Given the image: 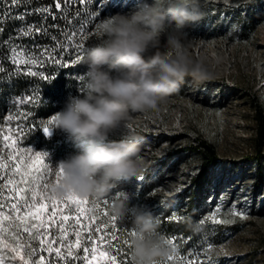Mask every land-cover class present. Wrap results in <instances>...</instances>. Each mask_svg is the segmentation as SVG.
<instances>
[{"label":"rangeland","instance_id":"374dc122","mask_svg":"<svg viewBox=\"0 0 264 264\" xmlns=\"http://www.w3.org/2000/svg\"><path fill=\"white\" fill-rule=\"evenodd\" d=\"M106 3L110 4L109 8L97 20L96 12ZM135 3L136 0H116L114 3L112 0H101L97 5L94 0H85L83 4L79 0H70L66 5L65 0H61V14L69 18V24L61 27L64 38L61 80H56L60 76H54L48 84V77L29 75V71L40 73L46 70V64H50L48 60L43 64L0 62V65L5 64L6 72L11 71L14 74L11 75L20 80L17 84L11 80L0 84V130L13 136L20 147L46 153L45 163L53 168V175L46 179L51 182L56 181L54 172L58 163L78 153L82 146L59 129H51L46 134L41 127L49 119L36 121L34 118H51L64 107L70 94H79L77 87L81 82L78 77L87 70L85 50L97 39L96 24L117 12H128ZM25 4L20 6L17 2L10 10L3 11L4 6L8 8V2L0 0V23L9 26L2 37L12 41V48L23 52V59L27 60L28 48H35L36 40L30 35H22L20 29L26 30V26L36 22L32 12L51 7L44 3ZM200 8L204 18L187 29L185 43L192 44L195 54L208 57L215 72L214 78L203 83L186 78L179 91L169 96L158 111L130 114V127L126 131L137 138L142 155L149 162L146 171H152L155 184L143 200H132L142 187L144 178L121 181L112 190V196L107 198L108 205L98 203L87 215L96 218L93 223L111 217L105 215L107 208L118 197V192L123 191L130 196V205L145 206L157 218L162 214L160 208L166 206L172 215L183 218L188 212L187 200L193 177L201 166L200 155L193 146L204 140L214 146L219 164L212 171L198 222L217 206L223 209L221 218L233 208L243 212L246 218L228 216L231 223L206 224L202 231L196 232L197 243L188 245L181 256L196 260L197 264L205 259L212 264H264V136L261 140L258 119L260 110L264 114V0H200ZM85 36L88 38L83 39ZM81 42L85 45L81 60L69 63L77 55L74 45ZM161 42H164V37H161ZM42 50L37 51L39 59H44L41 57ZM46 50L48 55L54 47ZM66 52L72 55L66 56ZM65 63H68L67 67ZM40 91L49 92L53 101L45 98L42 102ZM29 96L32 97L30 101L17 103ZM10 115L17 118L9 121ZM121 134L117 130L109 136V140H118ZM260 152L263 156L258 163L253 158ZM0 155H7L2 141ZM260 169L263 171L261 178ZM9 196L11 193L0 186V201ZM84 207L92 208V202L88 200ZM126 224L118 222V228L122 229ZM51 231L55 232V229ZM72 232L69 229V239L74 241ZM115 234L120 238V244L112 249V254L117 255L120 262V249L126 238L121 236L120 231ZM205 234L217 250L223 248L224 251L205 257L201 248ZM2 235L5 244L15 246V230L8 229ZM48 239L51 241L52 237ZM19 242L27 244V234H23ZM174 243L177 244V239ZM53 247H59V244H53ZM3 251L6 256L10 255L7 249ZM61 251L66 252V249ZM196 252H201L198 258ZM41 254L46 259H56L54 253ZM79 255L84 254L81 251ZM77 263L86 264V261L73 262Z\"/></svg>","mask_w":264,"mask_h":264},{"label":"clouds","instance_id":"9594fccd","mask_svg":"<svg viewBox=\"0 0 264 264\" xmlns=\"http://www.w3.org/2000/svg\"><path fill=\"white\" fill-rule=\"evenodd\" d=\"M203 18L200 0H136L128 12L98 24L97 39L85 50L87 70L78 77L79 94H70L51 116L49 130L59 129L82 146L55 168L63 170L59 182L49 185L56 198L76 195L95 203L112 196L119 182L142 179L149 162L137 138L126 131L130 114L158 111L186 78L196 83L214 78L208 57L185 43L187 29ZM117 130L121 138L109 140ZM110 213L135 233L132 264H170L177 249L160 234L151 210L130 205V196L120 191ZM191 228L203 230L199 222Z\"/></svg>","mask_w":264,"mask_h":264},{"label":"snow or ice","instance_id":"6c2138e0","mask_svg":"<svg viewBox=\"0 0 264 264\" xmlns=\"http://www.w3.org/2000/svg\"><path fill=\"white\" fill-rule=\"evenodd\" d=\"M94 2L99 5L101 0H94ZM112 2L114 3L116 0H112ZM11 3L13 5L17 4V0H11ZM68 3H70V0H65V4L67 5ZM79 3L83 4L85 0H79ZM109 5L107 3L104 4L96 12L97 20L101 19L102 12L109 8ZM55 7L56 9H61L59 0H57ZM36 11L50 13L51 9L46 7ZM20 18L23 19V17ZM55 18L53 16V19ZM98 24H96V28ZM32 31V26H26V30L25 28L20 29L22 35H30ZM36 31H40V29L38 28ZM72 35H75V33ZM87 38V36L83 37V39ZM53 39L56 38L53 37ZM84 47L85 45L82 42L74 45V51L77 55L69 63L81 60ZM61 50L63 51V48ZM13 53L14 63L34 64L39 62L43 64L45 60H48L61 64L63 60V57L59 55L56 57L46 55L47 50L41 52V57H44V59L29 57V59L25 60L23 59V52L17 54L16 50L13 49ZM65 55L71 56L72 53L66 52ZM64 66L67 67L68 63H65ZM29 75L42 76L43 74L38 71H29ZM31 99L32 97L29 96L25 100L17 101V103L23 104ZM16 118L12 115L8 116L9 121ZM25 118L27 117L25 116ZM51 122L50 118L47 124L41 127L46 134L49 132ZM19 131H23V129H19ZM0 141L3 142V147L7 150L6 156L0 155V186L11 193V196L0 201V264H60V261H64L65 264H73L74 261L81 260L86 261V264H120L117 255L112 254V249L117 248L120 244V238L115 233L120 231L121 236L126 233L127 236L132 237L135 235L134 231L129 230L127 227L118 228V222L120 221L114 216L93 223L96 218L87 215L88 212H92L95 209L98 203L108 205V200L97 201L92 203V208L85 209L84 205L88 199L76 195H68L62 199L56 198L51 190L49 191L50 179H46V177L53 175V168L45 163L46 153L20 147L13 136L3 134L2 130H0ZM54 174L58 183L63 170L55 169ZM22 185L26 187H22ZM6 208L7 211L5 210ZM49 209L51 210L49 211ZM222 212V207L217 206L213 212L203 216L199 224L204 227L206 224L231 223L232 220L228 216L246 218L243 212L235 208L229 210L223 218H221ZM181 219L182 217L175 214L172 216V220ZM5 222H7V225ZM8 229L15 230L17 234L15 246L4 243L2 234ZM21 229L22 232H20ZM52 229H55V232H52ZM69 229L73 230L74 241L69 239ZM84 233H87L86 237ZM23 234H27V244L19 242ZM49 236L52 237L51 241L48 239ZM175 239V237L166 238V242L177 249L178 245L174 243ZM123 243L131 249L129 240L125 239ZM53 244H59V247H53ZM88 245L91 246L89 247ZM62 248L66 249V252H62ZM201 248L205 257H210L214 253L218 255L224 251L223 248L217 250L214 247V244L209 240L208 234H205L201 242ZM3 249H7L10 255L6 256ZM81 251L84 254L83 256L79 255ZM42 252L54 253L56 259H46V256L41 254ZM200 255L201 252L195 253L197 258ZM169 260H178L180 264H197L196 260L181 257L178 253L173 257H169ZM200 264H212V262L205 259Z\"/></svg>","mask_w":264,"mask_h":264},{"label":"trees","instance_id":"16d2710c","mask_svg":"<svg viewBox=\"0 0 264 264\" xmlns=\"http://www.w3.org/2000/svg\"><path fill=\"white\" fill-rule=\"evenodd\" d=\"M68 22V16L61 14V25L66 26L69 24ZM11 74H13L11 71L0 74V84L8 80L15 81L17 84L20 80L14 78ZM258 119L260 139L262 140L264 136V114L261 110ZM193 148L200 155L201 166L198 173L193 177L192 186L189 189L191 194L189 196V200H187L188 212L181 220H172L173 215L171 210L166 206L164 208H160L162 209L160 212L162 214L158 218L160 221L159 232H161L165 238L176 237L178 245L177 253L180 256L185 253L188 245H194L197 243L198 235L196 232L192 231L191 225L198 222V217L204 208L205 197L208 191V185L211 182L212 171L219 164V158L216 154L214 146L211 143L201 140L200 143L193 146ZM262 156V152H260V154L255 156L253 159H255L258 163H261ZM262 173L263 171L260 169L259 178L262 177ZM143 178L144 183L137 194L132 197V200H143L147 196V193L152 189V185L155 184V178L152 176V171H146L143 174ZM107 212L108 213H106V215L108 217L111 215L109 206L107 208ZM125 227L131 230L128 224H126ZM124 238L131 242V237L127 236L126 233ZM119 259L121 262L120 264H132L131 249L124 243L120 249ZM61 264H65V262L61 261ZM170 264H180V261L173 260Z\"/></svg>","mask_w":264,"mask_h":264},{"label":"built area","instance_id":"2783aa9c","mask_svg":"<svg viewBox=\"0 0 264 264\" xmlns=\"http://www.w3.org/2000/svg\"><path fill=\"white\" fill-rule=\"evenodd\" d=\"M8 2V8L3 7V11L6 9H11L12 6H15L11 3V0H5ZM18 4L20 6L26 5L25 3H44L51 7L52 15L42 12H32V15L34 16V19L36 22H33L29 24L28 26H32L33 31L30 34L34 40H36V47L35 48H28V55L29 57H36L37 58V51L41 49L42 46H45V41H52V46H56V56L63 57L64 48L62 47L64 38L61 36V9H56L55 3L57 0H17ZM61 3V0H59ZM53 16L56 18L53 19ZM0 27H6V30L9 29L8 25L0 23ZM40 29V31H36V29ZM55 37L56 39H53ZM13 42L10 41L8 38H4L0 36V62H10L12 63L14 61V53L12 48ZM63 48V51L61 50ZM16 53H20L16 51ZM4 63L0 65V74H3L6 72V69L4 67ZM43 70V67L41 68ZM54 76H61V64H56L53 62V69L51 73H47L48 77V84H50L53 80ZM42 99L43 102V96H40V100ZM51 101H53L51 99ZM34 119L47 121L50 119V117H35ZM7 211V208L5 209Z\"/></svg>","mask_w":264,"mask_h":264},{"label":"bare ground","instance_id":"6f19581e","mask_svg":"<svg viewBox=\"0 0 264 264\" xmlns=\"http://www.w3.org/2000/svg\"><path fill=\"white\" fill-rule=\"evenodd\" d=\"M5 29H6V27H0V36H2V34H3V32L5 31ZM29 36V35H28ZM30 37H31V35H30ZM54 47V50H53V52H51L50 54H48V55H50V56H53V57H56V46H52V41H45V46L43 47H41V50H42V48H45V50L46 49H48V48H53ZM43 51V50H42ZM49 63L50 64H46V70H43V71H41L40 73H42L43 75H42V77H44V78H46L47 77V73H51L52 72V69H53V62H51V61H49ZM57 77H59V76H57ZM56 80H61V76L59 77V78H56ZM41 96H43V99H45V98H47V100L48 101H51V99H52V96H51V94L49 93V92H47V94L44 92V91H40V92H38ZM38 94V95H39ZM45 94L47 95V96H45ZM45 96V97H44ZM39 97V96H38Z\"/></svg>","mask_w":264,"mask_h":264}]
</instances>
